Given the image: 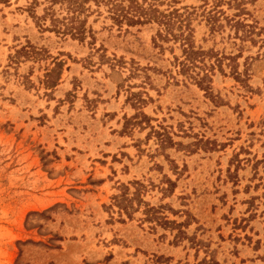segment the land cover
<instances>
[{"label":"rangeland","instance_id":"1","mask_svg":"<svg viewBox=\"0 0 264 264\" xmlns=\"http://www.w3.org/2000/svg\"><path fill=\"white\" fill-rule=\"evenodd\" d=\"M48 1L0 0V264H264V0L159 5L190 12L195 47L234 56L210 94L177 73L178 44L153 43L155 24L118 27L99 7L79 41L35 24ZM135 180L182 237L142 205L121 220L106 207Z\"/></svg>","mask_w":264,"mask_h":264},{"label":"trees","instance_id":"2","mask_svg":"<svg viewBox=\"0 0 264 264\" xmlns=\"http://www.w3.org/2000/svg\"><path fill=\"white\" fill-rule=\"evenodd\" d=\"M93 3L95 7L90 10L89 2ZM164 0H49L48 5L43 7L42 14L35 17V24L41 30L52 31L60 35H69L73 39L83 41L85 37L93 39V32L89 25H86L87 14L92 11L99 15V7H103L105 16L118 27L123 24L126 26L136 24L153 23L156 25L154 35L152 37L153 43L156 40L163 42L171 41L173 44H178L180 54L173 56L172 64L177 67V73L183 76L184 80L194 83L205 93L210 94L209 83L210 77L214 69L219 72L222 71V60L230 59L234 56L222 55L213 51L212 49L203 50L200 47H195L191 39L192 28L190 27V12L186 11L184 7L175 8L168 6L164 9H159V5ZM54 5H58V9H54ZM47 21V24H46ZM205 21L211 29L219 27L216 15L211 12L205 13ZM230 26L233 29L241 30V36L246 37L250 31L239 20H232ZM231 74L238 79L242 80V74L237 71H232ZM129 99L134 105L140 104L142 99L134 92L129 93ZM147 117L142 113H136L132 119H125V125H139ZM126 127V126H124ZM148 133L155 135V139L160 147L165 144L171 143V139L167 135H163L159 131L149 126ZM133 191L129 192L128 187L122 185V190L119 194L111 197V203L106 206L107 208L115 207L116 213L121 220L120 216L125 215L131 218L140 205L143 206L142 213L143 221L151 222L153 226L158 225L161 227L175 228L176 232L174 237L178 239L183 236V231L180 229L182 223H176L173 220H168L165 216L159 214L156 207L149 206L141 200L139 192L143 185L138 181H131ZM168 189L169 185L173 184L166 179Z\"/></svg>","mask_w":264,"mask_h":264}]
</instances>
